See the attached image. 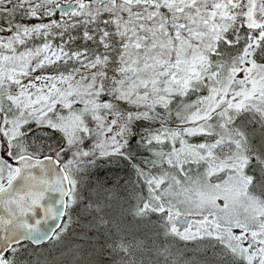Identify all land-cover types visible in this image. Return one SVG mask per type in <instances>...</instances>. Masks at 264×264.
I'll return each instance as SVG.
<instances>
[{
	"label": "snow or ice",
	"instance_id": "6c2138e0",
	"mask_svg": "<svg viewBox=\"0 0 264 264\" xmlns=\"http://www.w3.org/2000/svg\"><path fill=\"white\" fill-rule=\"evenodd\" d=\"M101 157L127 216L84 195ZM74 213L75 264H264V0H0V264Z\"/></svg>",
	"mask_w": 264,
	"mask_h": 264
},
{
	"label": "rangeland",
	"instance_id": "374dc122",
	"mask_svg": "<svg viewBox=\"0 0 264 264\" xmlns=\"http://www.w3.org/2000/svg\"><path fill=\"white\" fill-rule=\"evenodd\" d=\"M73 35H76V33H73ZM81 43L83 42L81 41ZM96 177L97 176H95V178ZM104 177L108 178L104 179ZM133 178L135 177L132 171L126 173L122 171H111L108 174L105 173L104 175L98 176V179H95L98 183H95L94 181L91 182L89 175L84 174L82 188L86 197L90 196L92 200H99L102 207L104 206L105 198L107 197V211L110 216L116 217L121 213L124 216H127L128 209L132 206V198L134 197V190L133 186L131 185ZM105 180L107 183H111V187L105 184ZM113 187H116V189H113ZM73 218L78 220V215L74 213ZM79 223L81 224V228L85 227L88 222L87 220L81 218L79 219ZM148 236L152 238L151 242L153 244L157 246L160 244L159 239V242H157V240H153V233L149 232ZM68 238L69 239L66 246L64 245L65 243H62L60 247L46 246L45 248L41 249L43 253L41 258L46 260L48 264H75V257L73 253L77 245H80V242L71 245L74 240L72 237L71 239L70 237ZM171 247H173V249L177 247L180 248V250L185 253V260L188 262V264H205L206 258L203 255L205 247L204 245H197L194 242H186L185 246V244H180L173 241Z\"/></svg>",
	"mask_w": 264,
	"mask_h": 264
},
{
	"label": "trees",
	"instance_id": "16d2710c",
	"mask_svg": "<svg viewBox=\"0 0 264 264\" xmlns=\"http://www.w3.org/2000/svg\"><path fill=\"white\" fill-rule=\"evenodd\" d=\"M133 151L135 152L136 151V148L135 146L133 147ZM137 159H142L141 156H137ZM111 160V161H110ZM111 171H122V172H129V171H132L131 168L126 164V162H124L123 160H119V159H108V158H104V157H101L97 160L96 164L92 167H90L85 175H89L90 176V180L91 182H97L95 179H98V176L100 175H104L105 173L108 174L109 172ZM108 172V173H107ZM95 176H97L95 178ZM99 178H103V177H99ZM108 177H104V179H107ZM135 178H133L134 180ZM98 183V182H97ZM105 184L110 186L111 183H107L106 180H105ZM99 185V184H98ZM132 185V184H131ZM111 187V186H110ZM116 189V187H113V189ZM74 221H77L75 218H73ZM81 224L79 223V220L77 223H74L70 229V231L66 234L65 238L63 239V241L59 244V245H56L58 247H60V245L62 243H65L64 245L66 246L67 244V241H68V237H71L73 238V242L71 243V245L75 244V243H78L80 242L79 244H82L81 243V232H82V228L81 227ZM77 239V240H76ZM81 240V241H80ZM153 240H157V242H159V240L157 238L154 237ZM201 256V255H200ZM201 258V257H200ZM206 258V257H205Z\"/></svg>",
	"mask_w": 264,
	"mask_h": 264
}]
</instances>
